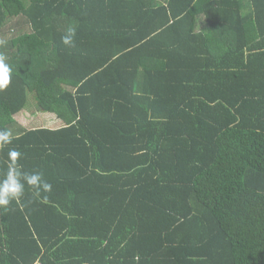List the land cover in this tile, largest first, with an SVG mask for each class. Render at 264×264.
Here are the masks:
<instances>
[{
	"label": "trees",
	"instance_id": "1",
	"mask_svg": "<svg viewBox=\"0 0 264 264\" xmlns=\"http://www.w3.org/2000/svg\"><path fill=\"white\" fill-rule=\"evenodd\" d=\"M263 19L264 0H0V178L16 149L52 186L0 208V264H264ZM30 95L64 125H22Z\"/></svg>",
	"mask_w": 264,
	"mask_h": 264
},
{
	"label": "clouds",
	"instance_id": "2",
	"mask_svg": "<svg viewBox=\"0 0 264 264\" xmlns=\"http://www.w3.org/2000/svg\"><path fill=\"white\" fill-rule=\"evenodd\" d=\"M76 36V28L68 26L61 39L65 45H72ZM12 81V68L7 63V57L0 53V91L9 87ZM12 134L8 130H0V147L11 144ZM7 170L0 178V208H7L13 201H19L25 194L26 187L34 190L37 198L42 193L51 190L48 183L39 172H25L22 170L19 160L21 153L16 149H9L7 153Z\"/></svg>",
	"mask_w": 264,
	"mask_h": 264
},
{
	"label": "rangeland",
	"instance_id": "3",
	"mask_svg": "<svg viewBox=\"0 0 264 264\" xmlns=\"http://www.w3.org/2000/svg\"><path fill=\"white\" fill-rule=\"evenodd\" d=\"M33 96L30 95L29 97V107L17 114L16 119L22 121L27 128H33L37 125L51 126L55 122L58 124L59 121L60 125H64V121H61L55 113H42L37 110Z\"/></svg>",
	"mask_w": 264,
	"mask_h": 264
},
{
	"label": "crops",
	"instance_id": "4",
	"mask_svg": "<svg viewBox=\"0 0 264 264\" xmlns=\"http://www.w3.org/2000/svg\"><path fill=\"white\" fill-rule=\"evenodd\" d=\"M247 11H249V7L247 8ZM263 22H264V19H263ZM61 120V119H60ZM62 121V120H61ZM19 122L23 125L24 123L22 122V121H20L19 120ZM25 126V125H24ZM41 126H44V127H48V128H52V129H55V128H59V127H61V126H63V125H60V121H59V123L58 124H56V122L55 123H53L51 126H45V125H41Z\"/></svg>",
	"mask_w": 264,
	"mask_h": 264
}]
</instances>
